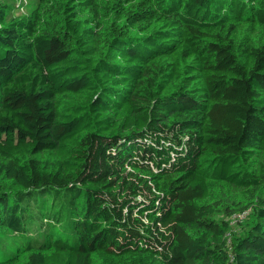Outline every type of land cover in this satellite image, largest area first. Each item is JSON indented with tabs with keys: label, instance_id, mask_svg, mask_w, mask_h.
<instances>
[{
	"label": "trees",
	"instance_id": "1",
	"mask_svg": "<svg viewBox=\"0 0 264 264\" xmlns=\"http://www.w3.org/2000/svg\"><path fill=\"white\" fill-rule=\"evenodd\" d=\"M0 264H264V0H0Z\"/></svg>",
	"mask_w": 264,
	"mask_h": 264
},
{
	"label": "rangeland",
	"instance_id": "2",
	"mask_svg": "<svg viewBox=\"0 0 264 264\" xmlns=\"http://www.w3.org/2000/svg\"><path fill=\"white\" fill-rule=\"evenodd\" d=\"M7 2L11 7L15 9V12L18 14H26L30 13L31 9L33 8V5L38 1V0H2ZM246 219V218H245ZM245 219H241L238 216L233 217L231 220L233 222V225H235V229L238 228L239 222L241 223Z\"/></svg>",
	"mask_w": 264,
	"mask_h": 264
},
{
	"label": "built area",
	"instance_id": "3",
	"mask_svg": "<svg viewBox=\"0 0 264 264\" xmlns=\"http://www.w3.org/2000/svg\"><path fill=\"white\" fill-rule=\"evenodd\" d=\"M248 213H243L242 215H238L239 218L245 219ZM236 217V216H235Z\"/></svg>",
	"mask_w": 264,
	"mask_h": 264
}]
</instances>
